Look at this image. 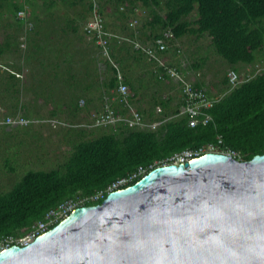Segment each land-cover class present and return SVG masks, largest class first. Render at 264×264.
<instances>
[{"label": "trees", "instance_id": "trees-1", "mask_svg": "<svg viewBox=\"0 0 264 264\" xmlns=\"http://www.w3.org/2000/svg\"><path fill=\"white\" fill-rule=\"evenodd\" d=\"M4 1L6 0H0V9L3 8ZM7 1L11 2L9 9L13 17L25 5L29 7L31 2L19 1V4L14 0ZM46 1L47 3H44L46 8L54 6L57 8L56 5L60 1L58 7L70 12L68 22L73 34L83 28L82 25L89 19L93 8L92 0L44 2ZM99 2L100 11L120 23L111 27L114 25L108 22L111 30L119 31L128 37L130 16L135 13V8H145L148 14L140 30L143 31L147 25L153 27L149 36L151 42L162 37L167 30L173 32L172 45L176 39L185 35L195 34L198 37L207 35L216 53L227 60L236 71L256 64L259 54L264 52V0H99ZM194 12L196 18L193 19L191 15ZM18 20L20 26L24 27L25 23L34 22L33 28L30 27L31 29L25 32L28 46L23 58L26 61L30 60L34 69L43 70L47 63L43 57L45 45L35 38L36 35H42L43 38V30L35 24L32 17ZM10 38L17 40L16 36L10 34L2 43L0 42V56L5 59L14 52V42ZM91 43L94 45L92 41ZM110 50L115 62L124 72L128 65V42L113 40ZM59 52L63 55L55 54L47 66L50 65L54 70L52 82H58L61 74L68 75L63 83L69 90L61 92L62 96H68L62 100L66 106L67 119L68 117L74 119L78 116L77 113L84 110L89 111L91 96L96 92L99 91L105 102L106 98L111 99L116 94L115 90L118 87L116 69L108 59L101 56L98 49L88 52L93 56L89 59L87 56L84 57L78 68L71 45L59 48ZM8 63H2L0 66L4 69L1 71L3 74H0V82H6L9 87H13L16 85L13 79L15 74L13 65ZM99 64H103V68ZM7 75L8 78H5ZM243 79L238 86L227 92L230 85L228 77L225 76V87L221 90L223 96L208 110L213 116V121L208 125L189 126V116L179 115L183 99L175 106L169 107L173 98H164L157 101L153 109L139 110L143 114H148L152 122H160L155 128L139 129L118 124L110 126V131L90 139L85 138L86 130L77 131L75 134L79 138L72 144V153L56 168L29 170L10 190L0 192V236L26 234L48 210L68 198L85 197L87 201L82 205L99 204L106 198L108 192L97 201L88 199L99 190L107 189L116 179L133 173L138 166H145L148 173L156 167V161L163 160L177 151L215 141L219 134L223 136L228 146L241 153V160H251L255 155L262 154L264 71ZM125 82L128 84V77H125ZM195 85L201 86L198 83ZM81 100L85 101L84 105H81ZM112 104L123 113L127 111L118 101H113ZM157 105L161 106V110L155 116ZM145 174L127 186L134 184Z\"/></svg>", "mask_w": 264, "mask_h": 264}, {"label": "water", "instance_id": "water-1", "mask_svg": "<svg viewBox=\"0 0 264 264\" xmlns=\"http://www.w3.org/2000/svg\"><path fill=\"white\" fill-rule=\"evenodd\" d=\"M0 264H264V152L156 166Z\"/></svg>", "mask_w": 264, "mask_h": 264}, {"label": "crops", "instance_id": "crops-1", "mask_svg": "<svg viewBox=\"0 0 264 264\" xmlns=\"http://www.w3.org/2000/svg\"><path fill=\"white\" fill-rule=\"evenodd\" d=\"M19 1L20 0H14V2L20 4L21 1ZM30 1L28 8L30 11H27V15L29 13L27 18L32 17V20H35V24L37 25L43 22L46 24V33H44L43 38L42 35H36L35 38L36 41H40L45 45L43 57L47 63L54 59L55 54L60 53L63 55L62 52H59V48L63 49L67 44L71 45L73 52H75V65L77 68L80 66L84 57L87 56L89 59L93 56V54L90 55L88 52L97 48L91 43V40L83 32V29L75 34L70 31L68 15H66L68 13L67 10L64 8H46L44 3H47V1L44 2L45 0ZM10 3V1L6 0L3 5H10ZM42 6L45 8H42ZM147 14L148 11L145 8H135V13L132 14L128 20V38L143 43L151 42L149 36L151 35L153 27L147 25L143 31L140 30L145 23ZM104 16L106 18V25L109 29L110 26H108V22L111 25L116 23L120 24L116 22L112 16L105 13ZM136 19L139 20V23L132 25ZM150 19L151 18H149V20ZM111 27H115V25ZM118 33L120 32L118 31ZM0 42L2 43L1 39ZM13 42L14 52H12V56L6 59L2 56L0 57L5 60L12 57L8 62L13 65L12 68L15 74V78L13 79L16 85L9 87L6 82H0V94L3 95L0 99V109L5 110L6 112L4 113L7 115H22L31 120H35V122L28 126H13V128H20L26 132L25 137L21 140L20 147H18L17 150L14 147L15 151L12 157L18 158L40 154V151H45L49 144L48 142L52 141L50 137L53 136H49L44 132L41 128L42 125L45 123H52L55 126L57 123H69L66 121L68 120L66 118L67 114L65 113L66 106L62 103V100L67 99L68 96L61 95L62 90L69 89L63 83L64 78L68 76L67 74H61V78L58 82H52L54 70L51 69L50 65L47 66L46 63L43 70L34 69L33 63L23 58L24 51H22L20 47L24 46L26 48L28 46L27 38L22 40V42H19L18 39ZM211 47L213 46L207 35L198 37L195 34H189L176 39L173 46L165 54V58L170 63L180 68L186 76L191 74V81L194 82V84L199 82L198 84L203 86L210 95L219 96L221 95L220 93H222L221 90L225 87V76L222 80H212L213 74L210 68L213 69L212 65L214 61H216L214 60L215 56L214 54L211 56H203L204 50H209ZM204 59L205 63H199V61ZM210 59H212L213 63L210 64V68L207 69ZM0 69V73H2L1 71L4 69L1 67ZM156 70L155 63L148 60L143 54L136 52L131 42H128V65L125 67L124 72L125 77H128L131 102L133 107L138 111L153 109L157 101L164 98H173V102L169 107L175 106L177 102L182 100L181 88L178 83L174 80H159ZM80 75L81 73L79 72L78 76ZM5 78H8V75ZM8 96L12 97L10 98L12 101L8 100ZM91 97L92 100L89 103L90 110H84L79 112V114L77 113L78 116L74 117L71 122L84 119L87 122L85 124L89 125L91 123L92 112L101 111L103 109L105 99L102 98L99 91ZM156 108L159 111L161 110L160 105H157ZM155 112L156 111H154V114ZM143 116L145 120L146 118L151 119L146 113H144ZM10 127L7 129H11ZM97 129L102 128L100 127ZM70 136L72 137L68 138V141H76L79 138L76 134ZM54 141L55 140H53V142ZM6 165L7 167H12L9 166V163H6Z\"/></svg>", "mask_w": 264, "mask_h": 264}, {"label": "built area", "instance_id": "built-area-1", "mask_svg": "<svg viewBox=\"0 0 264 264\" xmlns=\"http://www.w3.org/2000/svg\"><path fill=\"white\" fill-rule=\"evenodd\" d=\"M20 1L25 2L26 0ZM92 1L93 8L91 10V15L87 22L84 23L82 29L86 36L99 47L101 56L108 59L113 64L116 69L115 76L118 81V87L115 90L116 94L111 99L106 98V102L101 111L92 112L91 123L88 127H110L118 124H124L131 128L144 129L148 126L143 114L133 107L131 102L130 86L125 82V73L111 55L110 45L113 40H117L118 42H131L135 51L140 52L145 55L148 60L155 63L157 68L156 74L159 80L163 81L170 78L179 84L182 99L184 101L179 115L187 114L189 116V126L196 127L199 125H208L212 122L213 116L208 110L220 100L223 94L219 96L210 95L204 87L196 86L194 82L187 78L180 68L170 63L165 58L168 48L170 49L173 46L171 43L173 32L171 30H167L164 32L162 37L155 38L150 43L133 40L125 35H121L118 32L110 30L106 25L104 13L100 11V8H98L96 1ZM28 8L29 7L25 5L24 8L20 9L17 13V17H26ZM138 23L139 20L136 19L132 25ZM262 71H264V68H258L256 73H260ZM255 74H248L246 78L255 76ZM227 77L230 84V89L227 92L238 86L244 80L235 69L230 70ZM113 101H118L122 104L124 109H127V111L125 113L121 112V109L116 108L112 104ZM80 103L81 105H84L85 101L81 100ZM33 122H35V120H31L22 115L5 117L0 115V128L6 126H28ZM159 124L160 122H156L152 127L155 128ZM210 152L226 154L238 160H241L242 157L241 153L228 146L225 143L223 136L219 134L215 141L203 144L199 147L177 151L163 160L156 161L155 166L172 163H186ZM146 171V167L140 165L133 173L116 179L108 186L107 189L99 190L88 200L97 201L100 198H103L106 192L109 194L114 190L124 188L134 179L145 174ZM85 201H87L85 197L76 199L68 198L60 202L56 207L48 210L45 216L35 222L26 234L22 236H16L13 234L0 236V251L15 245H29L36 237L42 235L48 231L50 227L65 219L75 208L83 206L82 204Z\"/></svg>", "mask_w": 264, "mask_h": 264}, {"label": "rangeland", "instance_id": "rangeland-1", "mask_svg": "<svg viewBox=\"0 0 264 264\" xmlns=\"http://www.w3.org/2000/svg\"><path fill=\"white\" fill-rule=\"evenodd\" d=\"M95 1L98 5V8H100L99 0H95ZM59 2L60 1H58L56 5L57 8H61V7H58ZM9 8H11V5H4V7L0 9V39L3 42L10 34H12L16 36L19 42H22V40L25 39V36H24L25 32L33 28L32 21L25 23V27L20 26V24L18 23L19 20L17 18V15L13 17V13L11 12ZM42 8H45V7L42 6ZM27 11H30V10L27 9ZM28 15L26 17H28ZM89 15H91V13ZM191 16L193 19L196 18V12H194ZM39 28L43 30V33H46L45 32V29H46L45 22L40 23ZM121 35H125V34L121 33ZM10 39H12L11 41H14V38H10ZM94 45L96 46V48L98 49L100 53L99 47L96 44ZM20 48L22 49V51H25L27 47L25 48L24 46H21ZM212 54H214L215 56L214 60L216 61H214L213 63L212 59H210L208 61L207 69L210 68L209 67L210 64L213 63L212 65L213 69L210 68L213 74L212 80H216V79L222 80L224 79V76L228 75L229 70L232 68L229 62H227V60H225L221 55L217 54L213 47H211L209 50H204L203 56L204 55L211 56ZM11 59L12 57L8 60H5L4 58L0 57V65L2 63L7 64V62ZM199 63H202V64L205 63V59L202 61H199ZM99 66L103 68V64H99ZM258 68H264V52L259 54L258 61L256 64L252 66L243 67L241 70L237 72L241 75L242 78H246L248 74H251V75L255 74ZM0 74H3V73H0ZM187 77L189 80H192L191 74H189ZM1 96L3 95L0 94V99H1ZM8 97H9L8 100L12 101L10 99L12 97L11 96H8ZM155 111H156L155 112V116H156L159 110L156 108ZM4 112L6 111L0 109L1 116L3 117L13 116L11 114L7 115ZM71 120H72V117H68V120L66 121H68L69 123L67 124L57 123L54 126L52 123H45L44 125H42L41 128L43 129V131L46 132L49 136L50 135L53 136V137H50L52 141L48 142L49 144L47 148L45 149V151H40V154H36V155L28 156V157H18V158L12 157L15 151L14 147L16 148V150L18 147H20L21 140L25 137L26 132L20 128H13V126L11 127L7 126V127L0 128V192H5V191L10 190L11 187L14 185V183L19 181L22 175L29 170H50V169L56 168L58 164L63 162L65 158L72 153L73 151L72 144L74 141H68V138L72 137L70 135H75L77 131L86 130L87 139L96 137L102 134L103 132L110 131V127H105V128L101 127L102 129L88 127V125L85 124L87 122L84 119L75 120L72 122ZM146 123H148V126H146L145 128H152L153 124L156 122L153 123L151 119L146 118ZM8 127H10L11 129H7ZM53 140L55 141L53 142ZM6 163H9L10 164L9 166H12V167H7Z\"/></svg>", "mask_w": 264, "mask_h": 264}, {"label": "bare ground", "instance_id": "bare-ground-1", "mask_svg": "<svg viewBox=\"0 0 264 264\" xmlns=\"http://www.w3.org/2000/svg\"><path fill=\"white\" fill-rule=\"evenodd\" d=\"M199 83V82H198Z\"/></svg>", "mask_w": 264, "mask_h": 264}, {"label": "flooded vegetation", "instance_id": "flooded-vegetation-1", "mask_svg": "<svg viewBox=\"0 0 264 264\" xmlns=\"http://www.w3.org/2000/svg\"><path fill=\"white\" fill-rule=\"evenodd\" d=\"M145 129V128H144Z\"/></svg>", "mask_w": 264, "mask_h": 264}]
</instances>
